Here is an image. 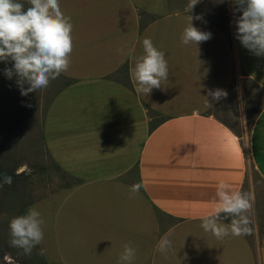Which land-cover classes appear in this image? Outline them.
I'll list each match as a JSON object with an SVG mask.
<instances>
[{
	"label": "crops",
	"instance_id": "1",
	"mask_svg": "<svg viewBox=\"0 0 264 264\" xmlns=\"http://www.w3.org/2000/svg\"><path fill=\"white\" fill-rule=\"evenodd\" d=\"M231 3L200 0L191 12L189 0H60L73 24L70 67L46 98L45 89L29 97L39 101L30 116L12 118L20 131H36L73 182L56 215L61 246L69 247L62 264H117L124 244L136 250L133 264H264V227L255 243L253 234L218 240L201 227L215 211L218 183L242 192L249 184L254 193L253 174L264 185V103L246 102L251 124L236 122L245 147L228 108L217 106L223 98L208 95L227 93L232 79L264 91V56L235 38ZM191 15L211 33L198 46L181 43ZM145 38L169 69L148 95L132 72ZM137 183L143 187L132 194ZM164 238L172 245L166 254L158 250Z\"/></svg>",
	"mask_w": 264,
	"mask_h": 264
},
{
	"label": "clouds",
	"instance_id": "2",
	"mask_svg": "<svg viewBox=\"0 0 264 264\" xmlns=\"http://www.w3.org/2000/svg\"><path fill=\"white\" fill-rule=\"evenodd\" d=\"M199 2L189 0L188 10L192 12ZM232 2L234 14L239 13L235 20V38L255 56H264V0ZM28 4L30 6L25 9L18 0H0V62L12 64L3 72L9 80L15 78L21 96L46 89L51 81L66 72L73 51V24L62 12L60 0H28ZM193 19L201 20L202 17L190 16L181 34L183 45L198 46L211 38L210 32L193 26ZM142 46L144 54L136 59L132 72L137 91L148 95L168 80L169 69L165 53L158 50L150 38H145ZM208 95L219 101L226 98L227 93L216 89L209 90ZM11 182L12 177L4 175L0 188ZM141 187L142 183L134 184L130 192L136 194ZM215 196V211L202 219L203 230L218 240L250 235L253 197L247 192L233 190L225 182L218 183ZM222 216L230 219V223H223ZM43 224L41 213L35 207L13 217L9 222L10 245L22 249L24 255H31L32 250L43 242ZM171 246V241L164 238L159 242L158 250L166 254ZM135 256L136 250L124 244L117 264H133Z\"/></svg>",
	"mask_w": 264,
	"mask_h": 264
},
{
	"label": "rangeland",
	"instance_id": "3",
	"mask_svg": "<svg viewBox=\"0 0 264 264\" xmlns=\"http://www.w3.org/2000/svg\"><path fill=\"white\" fill-rule=\"evenodd\" d=\"M230 6L235 5L232 2ZM24 7L28 8L26 5ZM11 66V63L0 62V175L12 177L11 184H4L0 188V264H62L61 248L67 251L69 247L61 246L59 232L61 225L56 215L60 211L58 205L64 192L62 190L73 182L66 173L59 170L53 160L51 161L43 147L42 139L37 138L36 131L27 132L24 127L20 131L19 124L13 122L15 117L23 120L25 113L34 111L33 107L39 101L34 102L29 98L34 92L21 96L15 78L9 80L4 75L3 70ZM47 92L45 89L44 98L47 97ZM263 92L250 81L244 80L238 84L232 79L226 98L217 105L223 104L228 108V120L236 133L242 137L245 147L247 145L245 129L236 122L244 121L247 126L251 124L253 114L245 111L246 102L247 104L249 101L257 102L258 105L264 103ZM252 177L257 184L259 183L255 186L258 191L251 193L247 184L244 192L253 197L250 227L255 243L258 238L260 239L264 227V185L255 175L252 174ZM30 207H35L41 213L44 221L42 225L44 239L32 250L31 255H24L22 249L10 245L9 222L13 217L25 214Z\"/></svg>",
	"mask_w": 264,
	"mask_h": 264
},
{
	"label": "trees",
	"instance_id": "4",
	"mask_svg": "<svg viewBox=\"0 0 264 264\" xmlns=\"http://www.w3.org/2000/svg\"><path fill=\"white\" fill-rule=\"evenodd\" d=\"M3 177H4L3 175H0V180H3Z\"/></svg>",
	"mask_w": 264,
	"mask_h": 264
}]
</instances>
